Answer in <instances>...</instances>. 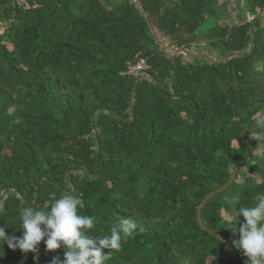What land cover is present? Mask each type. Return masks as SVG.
Here are the masks:
<instances>
[{
	"label": "trees",
	"instance_id": "16d2710c",
	"mask_svg": "<svg viewBox=\"0 0 264 264\" xmlns=\"http://www.w3.org/2000/svg\"><path fill=\"white\" fill-rule=\"evenodd\" d=\"M263 10L0 0V226L22 236V207L72 194L94 238L120 217L138 223L106 264H249L234 243L244 218L230 210L233 196L236 207L264 197V135H251L264 131ZM143 60L142 75L125 74ZM63 251L5 243L0 264H52Z\"/></svg>",
	"mask_w": 264,
	"mask_h": 264
},
{
	"label": "clouds",
	"instance_id": "9594fccd",
	"mask_svg": "<svg viewBox=\"0 0 264 264\" xmlns=\"http://www.w3.org/2000/svg\"><path fill=\"white\" fill-rule=\"evenodd\" d=\"M264 130V122L258 124ZM254 139L264 135V131L251 133ZM50 207H22L20 210L22 236H9L4 226H0V246L6 243L9 248L20 249L24 253L38 251L43 241L46 249L55 251L63 249V261L59 257L52 264H106L110 254L105 249L118 250L121 241L134 235L138 228L137 221L120 217L111 229V234L94 238L89 234L95 226V218L78 213L85 207L81 197L72 194L56 198L55 193ZM238 197H232L230 213L244 218L239 219V239L234 241L236 247L248 257L249 264H264V197L253 207H236ZM234 232L236 228L232 229Z\"/></svg>",
	"mask_w": 264,
	"mask_h": 264
},
{
	"label": "built area",
	"instance_id": "2783aa9c",
	"mask_svg": "<svg viewBox=\"0 0 264 264\" xmlns=\"http://www.w3.org/2000/svg\"><path fill=\"white\" fill-rule=\"evenodd\" d=\"M257 18L260 19V21L264 25V10L257 16ZM253 19H254L253 17H248L249 21H252ZM237 23L238 22H236V24ZM147 69H148V66H147L146 62L143 60V61L138 62L136 65L129 67L127 73H125V74L129 75L131 77H137L138 78Z\"/></svg>",
	"mask_w": 264,
	"mask_h": 264
},
{
	"label": "water",
	"instance_id": "95a60500",
	"mask_svg": "<svg viewBox=\"0 0 264 264\" xmlns=\"http://www.w3.org/2000/svg\"><path fill=\"white\" fill-rule=\"evenodd\" d=\"M240 169H241V168H238L236 171H238V170H240ZM233 181H234V178L232 179L231 183H232ZM203 203H205V201H204ZM202 206H203V204L200 206V208H199V212H200ZM235 258H236V257H235ZM235 258H234V261H235Z\"/></svg>",
	"mask_w": 264,
	"mask_h": 264
}]
</instances>
